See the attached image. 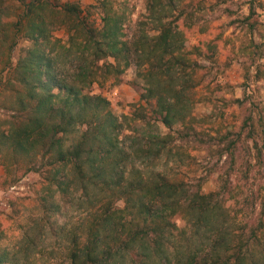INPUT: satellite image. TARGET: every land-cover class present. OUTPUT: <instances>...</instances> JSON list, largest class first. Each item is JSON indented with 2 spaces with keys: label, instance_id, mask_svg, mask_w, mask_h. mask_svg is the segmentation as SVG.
<instances>
[{
  "label": "trees",
  "instance_id": "obj_1",
  "mask_svg": "<svg viewBox=\"0 0 264 264\" xmlns=\"http://www.w3.org/2000/svg\"><path fill=\"white\" fill-rule=\"evenodd\" d=\"M185 1L144 0L136 20L103 3L96 26L77 2L0 0V82L16 111L0 122V165L12 183L19 171L41 182L37 209L12 248L0 245V264H264V197L247 211L253 198L237 201L230 178L245 140L247 168H264V130L252 116L215 136L193 125L194 90L211 74L201 61L214 63L215 44H190L188 33L206 30L205 9ZM262 47L250 40V63ZM130 67L141 103L118 117L87 90ZM182 142L223 145L217 190L179 176L190 158Z\"/></svg>",
  "mask_w": 264,
  "mask_h": 264
},
{
  "label": "rangeland",
  "instance_id": "obj_2",
  "mask_svg": "<svg viewBox=\"0 0 264 264\" xmlns=\"http://www.w3.org/2000/svg\"><path fill=\"white\" fill-rule=\"evenodd\" d=\"M56 1L79 3L91 12V18L95 20L96 26L102 16L103 3L110 2L116 9L126 8V13L132 20H136L144 13V0ZM200 2L205 10L203 16L199 15L201 18L199 21L206 30L203 33H188L190 44L212 41L215 44V55L212 64L201 61L203 65L210 66L211 74L194 90L193 95L197 102L192 112L193 125L198 130L215 136L217 133L224 134L227 131L242 129L244 121L252 116L255 128L264 130V0H200ZM248 16L249 21L246 19ZM247 21L253 23V27L248 26ZM54 35L65 38L62 29H56ZM250 40L263 45L262 55L254 64L250 63L244 51ZM26 45L25 42H20L13 52V58H16ZM1 85L0 82V122L16 115L14 91ZM142 88L141 82L135 76L134 68L130 67L118 77L117 82L110 78L93 84L87 91L106 98L110 110L121 117L129 115L139 106ZM145 107L150 117L149 105ZM248 146H251V142L247 140L238 145L230 178L237 201L241 202L249 195L253 198L250 201H254V204L253 207L247 208V211L255 210L257 213L258 205L264 197V168L260 171L256 166L247 168V161L253 164L252 158L244 149ZM222 148L223 145L208 149L196 143H180V149L189 154L190 158L188 168H182V175L179 176L187 180L203 178L204 193L217 190L219 178L229 163L225 153L220 155ZM247 170L248 172H245ZM21 174L22 171H19L17 181L12 183L0 165V245H9L11 248L21 236L19 225L24 224L37 209L36 197L41 185L37 175ZM175 221L178 227H183L184 222L180 216L176 217Z\"/></svg>",
  "mask_w": 264,
  "mask_h": 264
}]
</instances>
